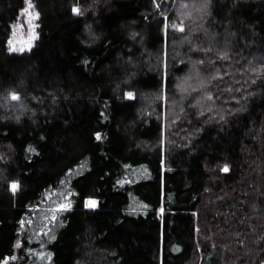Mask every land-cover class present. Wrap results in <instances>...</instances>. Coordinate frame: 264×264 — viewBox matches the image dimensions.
Masks as SVG:
<instances>
[{
	"label": "trees",
	"instance_id": "obj_1",
	"mask_svg": "<svg viewBox=\"0 0 264 264\" xmlns=\"http://www.w3.org/2000/svg\"><path fill=\"white\" fill-rule=\"evenodd\" d=\"M31 2L10 52L0 0V264H262L264 0Z\"/></svg>",
	"mask_w": 264,
	"mask_h": 264
},
{
	"label": "snow or ice",
	"instance_id": "obj_2",
	"mask_svg": "<svg viewBox=\"0 0 264 264\" xmlns=\"http://www.w3.org/2000/svg\"><path fill=\"white\" fill-rule=\"evenodd\" d=\"M26 3L28 5V8L29 9L33 7V4L31 2V0H26ZM211 5H212V0H198L197 7H198V10L200 12L207 13L209 11ZM157 7H159V5H157ZM72 11H73V13L78 14V15L79 14H82L81 13V8L79 6H77V5H73ZM35 16L38 18L39 17V12H36ZM30 22H31V17H30ZM167 28H168V24L166 23L165 24V29H167ZM171 28L173 30H177V31H179L181 33H184L185 30H186L185 29V25L182 22L181 23H173V24H171ZM35 35L36 34L33 33L32 39L35 38ZM9 43L11 44V41ZM23 50H24L23 48H19V49L12 48V47L9 48V51L10 52L23 51ZM201 63H203V61H201ZM127 96L128 97H132L133 96V93L132 92H128L127 93ZM7 98L10 99L11 101H20L22 99V96H21V93L19 91H17V90H11V91L8 92ZM17 119H19V117H17ZM222 119H223V117H222ZM95 135H96V138L98 140L101 138V133L97 132ZM223 171H225V172H228L229 171L228 164H225L223 166ZM18 187H19L18 181L13 180L11 182V189H12V191L15 192L18 189ZM69 206L70 205H67V204H61V205H59V207H60L61 210L66 209ZM85 206L88 207V208H95L96 207V201L94 199H92V198H88L86 200V202H85ZM52 219L55 220V217H52ZM262 264H264V262H262Z\"/></svg>",
	"mask_w": 264,
	"mask_h": 264
},
{
	"label": "rangeland",
	"instance_id": "obj_3",
	"mask_svg": "<svg viewBox=\"0 0 264 264\" xmlns=\"http://www.w3.org/2000/svg\"><path fill=\"white\" fill-rule=\"evenodd\" d=\"M35 14L36 13L29 8L24 12L22 21H20V23H18L14 27L12 34L10 35V39H9V42L11 41V44L9 43L10 47L17 49L23 48L24 49L23 51L28 50L31 47L37 35ZM30 17H31V22H30ZM33 33L36 34L34 39H32ZM14 52H22V51H14Z\"/></svg>",
	"mask_w": 264,
	"mask_h": 264
}]
</instances>
